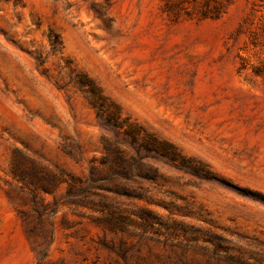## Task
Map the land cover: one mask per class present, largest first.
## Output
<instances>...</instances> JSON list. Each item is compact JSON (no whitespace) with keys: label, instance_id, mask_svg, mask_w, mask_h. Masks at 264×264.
I'll return each mask as SVG.
<instances>
[{"label":"rangeland","instance_id":"rangeland-1","mask_svg":"<svg viewBox=\"0 0 264 264\" xmlns=\"http://www.w3.org/2000/svg\"><path fill=\"white\" fill-rule=\"evenodd\" d=\"M0 264H264V0H0Z\"/></svg>","mask_w":264,"mask_h":264},{"label":"trees","instance_id":"trees-1","mask_svg":"<svg viewBox=\"0 0 264 264\" xmlns=\"http://www.w3.org/2000/svg\"><path fill=\"white\" fill-rule=\"evenodd\" d=\"M148 150H157L155 147L147 146Z\"/></svg>","mask_w":264,"mask_h":264}]
</instances>
